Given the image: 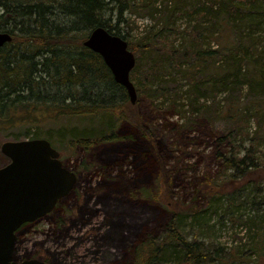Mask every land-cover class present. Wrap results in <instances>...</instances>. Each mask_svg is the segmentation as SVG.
Masks as SVG:
<instances>
[{
	"label": "rangeland",
	"instance_id": "rangeland-1",
	"mask_svg": "<svg viewBox=\"0 0 264 264\" xmlns=\"http://www.w3.org/2000/svg\"><path fill=\"white\" fill-rule=\"evenodd\" d=\"M251 1L255 21L261 24L239 30L231 37L228 50L222 49L216 59L217 65H223L228 53L237 54L239 60L246 56L248 62L241 71L245 80L258 78V71L264 75V0ZM211 5L217 8L213 0H114L109 4L108 16L136 58V68L130 74L134 85L144 93L155 89L158 82L153 73L169 63L160 59L165 54H157L147 44L162 53L187 47L186 33L200 21L204 37L198 40V47L217 49L209 43V24L199 11ZM187 66L191 61L183 62L182 68L175 64L181 73H186ZM164 72L163 68L158 75ZM187 74L185 79L176 73L175 86L167 88L176 90L175 101L154 100L146 93L137 98L141 128L119 123L120 140L114 143L71 151L69 137H59L60 130H89L95 136L104 131L103 122L96 119L61 118L58 125L44 129L53 141H62L54 148L64 166L77 175V183L50 215L19 232L14 252L17 262L133 264L139 243L148 236L161 241L165 225L175 216L182 236L201 245L203 264H264V206L259 205L264 199V182L256 191L250 185L230 183L224 194L218 195L206 184L211 181L216 185L230 175L219 167L218 152L226 156L240 153L253 140L256 158L264 160V105L262 110L255 103L256 98L264 101V76L259 77L261 89L253 91L243 85L201 97L193 86L204 79L203 72L195 67ZM191 89L197 97H189ZM114 99L120 100L119 94H114ZM250 102L255 106L247 109ZM228 104L241 108L239 114L247 122L235 128L232 146L223 152L218 136L233 125L225 116ZM23 133L19 127H0V148L5 142L33 138H23ZM6 164L0 152V168ZM144 190L156 193L157 201L144 198ZM232 192L235 195L229 206ZM160 257L159 264H179L170 253Z\"/></svg>",
	"mask_w": 264,
	"mask_h": 264
},
{
	"label": "trees",
	"instance_id": "trees-1",
	"mask_svg": "<svg viewBox=\"0 0 264 264\" xmlns=\"http://www.w3.org/2000/svg\"><path fill=\"white\" fill-rule=\"evenodd\" d=\"M113 1L0 0V32L8 33L12 37V41L0 52V127H19L24 130L23 138L29 139V135L33 136L32 139L43 137L53 147H60L62 141H53L50 133H45L44 130L50 125H58L59 119H96L103 122L104 131L97 132L96 137L89 130H73L67 131L68 133L60 130V138L69 137L67 146L71 151L76 148L88 151L97 144L119 141L116 131L119 123H129L141 128L138 102L134 106L130 104L125 89L114 82L102 58L83 46L91 31L99 27L126 41L125 36L120 34L119 28L112 24V19L108 16V6ZM213 2L216 9L211 5L199 11L201 17L209 24V43H214L217 49L209 46L204 50L198 47V40L204 37L200 29L202 21L186 33L187 47L162 53L152 44L146 45L157 54L166 55L160 59L166 58L169 61L168 65L160 66L156 73H153L158 83L155 89L145 91L151 99L167 98L169 102L175 101L176 90L167 88L175 86L176 73L187 79V73L195 67L203 72L204 79L196 81L198 83L193 86L201 97L243 85L250 86L253 91L261 89L259 77L264 76L261 71H258V78L246 80V75L241 72L244 63L248 62L246 56L239 60L237 54L228 53L223 65H217L216 62L222 49L228 50L231 37H236L239 30L249 24H261L255 21V12L252 10L254 3L251 0ZM130 46L128 44L131 50ZM188 61H191V66H187L184 71L186 73H181L175 68V64L182 68V63ZM163 68L164 74L158 75ZM162 76L167 80L162 81ZM134 86L138 98L145 94L140 87ZM188 93L189 97H197L193 89ZM114 94H119L120 100L116 101ZM255 100L256 105L263 110L264 101L259 98ZM229 104L225 116L233 125L226 134L218 136V144L223 148V152L225 147L232 146L235 128L245 126L247 122L242 113L239 114L242 109ZM252 105L254 104L250 102L247 109H251ZM239 135L242 133L238 132ZM242 150L241 154L239 151H233L227 156L221 152L217 153L219 167L225 172H230V175L216 185L211 181L206 183L213 187L214 195L224 194V187L234 182H238L240 187L253 186L255 191L262 186L264 173L261 174L260 169L261 165L264 167V160L256 158V144L252 140L248 149ZM226 194L228 195L227 192ZM143 195L147 200L157 201L156 193L144 190ZM234 195L235 192L227 201L229 206ZM259 205L264 206V199ZM163 208L167 213L174 215L169 212L167 206L163 205ZM27 226L31 225L23 226L17 234ZM163 230L161 241L148 236L139 243L135 248L136 259L133 264H159L160 256L166 253L176 256L179 264H203L201 245L182 236L177 217L173 216ZM219 260L217 257L216 261Z\"/></svg>",
	"mask_w": 264,
	"mask_h": 264
},
{
	"label": "water",
	"instance_id": "water-1",
	"mask_svg": "<svg viewBox=\"0 0 264 264\" xmlns=\"http://www.w3.org/2000/svg\"><path fill=\"white\" fill-rule=\"evenodd\" d=\"M11 41L10 34L0 32V52ZM83 46L102 58L114 82L135 105L137 93L130 73L136 59L127 42L99 27L91 31ZM0 152L9 160L0 168V264H45L36 259L14 260L16 233L23 225L50 214L73 190L77 176L63 166L60 154L45 139L5 142Z\"/></svg>",
	"mask_w": 264,
	"mask_h": 264
}]
</instances>
